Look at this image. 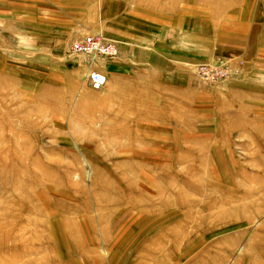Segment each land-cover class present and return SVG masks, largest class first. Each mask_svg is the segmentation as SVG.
Segmentation results:
<instances>
[{
    "label": "rangeland",
    "instance_id": "1",
    "mask_svg": "<svg viewBox=\"0 0 264 264\" xmlns=\"http://www.w3.org/2000/svg\"><path fill=\"white\" fill-rule=\"evenodd\" d=\"M97 9L150 31L162 28L156 16L167 29L193 10L202 39L224 37L234 20L264 24V0H96ZM137 13L148 22L136 24ZM262 38L256 49L214 40L212 57L170 60L183 86L158 91V107L129 108L93 90L78 58L61 76L44 45L13 43L0 28V264H264Z\"/></svg>",
    "mask_w": 264,
    "mask_h": 264
},
{
    "label": "crops",
    "instance_id": "2",
    "mask_svg": "<svg viewBox=\"0 0 264 264\" xmlns=\"http://www.w3.org/2000/svg\"><path fill=\"white\" fill-rule=\"evenodd\" d=\"M196 13L193 10L185 12L184 21L188 22L187 27H184L186 24L182 21L172 27L173 30L164 27L166 22L164 17L156 16L157 19L162 18V22H157L162 23V28L150 31L140 25L138 26L146 30L130 27L122 17L118 19L109 16L106 19L102 11L96 10V0H0V28L9 29L13 36L19 38L13 40V43L28 42L44 45L41 51L46 53V60L51 70L60 69L59 75L67 76L68 71L75 68L69 60L72 56L81 62L78 72L98 71L105 75L107 84L104 88L107 87L112 98L124 100L127 103L125 107H158L157 102L161 98L158 91L162 93L166 89H180L177 86L181 84L178 83L186 81L184 80L186 75H182L180 64L197 61L198 57H212L214 40L223 46L231 45L236 50L241 49V45L247 46L250 40L252 46L250 49H256L257 43L262 42L264 24L252 25L250 22L245 23V19L244 24L234 20L235 23L230 25V32L224 33V37L218 35L222 31L219 30V32L215 31L216 34L205 33L206 36L202 39L201 28H197L194 24ZM137 16L140 21L136 24L149 20L144 13H137ZM210 17L212 13L205 12L206 20ZM227 20L233 22L231 17H227ZM106 22L109 29L113 24L116 25L114 29H110L109 37L113 39L109 40L117 43L118 57L101 59L71 53L70 48L75 41L90 34H104ZM118 24L124 25L125 30L117 28ZM182 28L187 30L185 29L184 36L180 37ZM169 35H173L174 42ZM24 37L27 38L20 39ZM220 41L222 43H219ZM202 44H206L205 49L201 47ZM208 44L210 46H207ZM173 59L180 65H177L178 74H174L175 67L170 64ZM71 60L76 63L75 60ZM198 66L200 65H192L193 68ZM54 74L55 72L52 71L51 75ZM166 83L173 84L166 86ZM124 115L129 116L127 113ZM124 122L132 121L126 119ZM128 137L127 139L132 138V136Z\"/></svg>",
    "mask_w": 264,
    "mask_h": 264
},
{
    "label": "built area",
    "instance_id": "3",
    "mask_svg": "<svg viewBox=\"0 0 264 264\" xmlns=\"http://www.w3.org/2000/svg\"><path fill=\"white\" fill-rule=\"evenodd\" d=\"M72 54L86 55L113 59L118 56V46L115 41L107 39L103 34L87 35L75 41L70 48ZM202 74L207 78L217 75L215 67H201ZM89 83L93 90H101L106 86L107 80L100 72L92 71L88 74Z\"/></svg>",
    "mask_w": 264,
    "mask_h": 264
},
{
    "label": "bare ground",
    "instance_id": "4",
    "mask_svg": "<svg viewBox=\"0 0 264 264\" xmlns=\"http://www.w3.org/2000/svg\"><path fill=\"white\" fill-rule=\"evenodd\" d=\"M118 56H119V48H118ZM117 56V57H118ZM201 67H203V66H200L198 69H197V73H198V71H200L201 72ZM224 67H225V65H224ZM226 67L225 68H223V70L221 71V72H217V75L216 76H220V77H222L223 75H226L227 74V72H226ZM98 72V71H97ZM102 76H104L105 78H106V76L105 75H103V74H101ZM106 80H107V78H106ZM88 82H89V79H88ZM90 84V83H89ZM102 90V89H101Z\"/></svg>",
    "mask_w": 264,
    "mask_h": 264
}]
</instances>
